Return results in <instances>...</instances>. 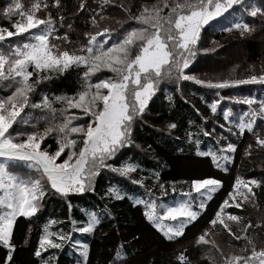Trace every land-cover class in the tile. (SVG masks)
<instances>
[{
  "label": "snow or ice",
  "instance_id": "obj_1",
  "mask_svg": "<svg viewBox=\"0 0 264 264\" xmlns=\"http://www.w3.org/2000/svg\"><path fill=\"white\" fill-rule=\"evenodd\" d=\"M107 2L108 0H104V3ZM51 7L60 9L61 0H52ZM85 7L86 5L81 3L78 10ZM164 9H168L167 14H164ZM230 10L239 11L240 17L225 27L224 31L238 30L241 37L253 35L257 29L244 20L247 15L260 19V31L264 33V0H259L258 3L255 0H171V3L164 0L162 6L157 4L143 7L138 15L129 12L128 19L136 21L139 26L118 34L110 46L105 47L108 40L112 39L114 30L105 27L96 34L84 32L86 43L71 52L58 49L57 45L50 41L56 29V19L49 10L48 3L36 0L25 10L18 0H13L0 11V16L5 19L20 17L11 25L15 31L0 27V42L24 33H29L30 37L28 42L18 44L8 51H0V84L13 89L10 95L0 99V158L6 162H23L38 174V177L25 179L10 171V163H0V245L10 250L8 261L12 260L14 247L11 239L18 217L35 216L49 191L54 195L67 197L70 193L82 194L92 190L93 179L105 168L145 189L148 200L134 196L128 198L135 200L136 204L144 205L146 219L158 230L164 231L168 239L182 236L185 228L198 219L200 213L193 208L197 197H193L192 193L202 197L196 207L203 209L206 200L211 199V194L221 187L220 180L194 179L191 181L190 191L182 193L185 199L176 201L173 205L158 204L151 198L152 190L146 187L145 178H132V174L138 172V164L124 161L117 167L107 161L112 160L120 149L133 144L134 125L143 119L148 103L156 94L160 83L172 79L173 74L177 83L180 80H191L208 89L219 90L248 84L264 85V68L259 74L250 69L247 78L222 79L216 82L185 74V69L189 68V62L198 50L196 45L201 39L202 29L210 27L213 21L223 17ZM41 11L47 13L44 18L36 15ZM101 19L104 17L101 16ZM63 21L64 17L60 16L61 25ZM91 23L97 25L95 16L92 17ZM32 29L37 31L31 32ZM105 35L108 39H97L98 36ZM62 39L69 42L67 35ZM134 47L137 50L133 55ZM73 67L82 69L80 89L74 95L49 97L44 94L39 102H32L31 97L36 92V85L51 80L54 75H63ZM102 69H107L114 75L106 79L97 78V82L93 83L92 77ZM216 94L219 95V92ZM168 99L171 100V96ZM235 102L247 105L249 110L238 117V123L235 120L230 121V117L234 115L232 110H225L223 119L230 123L227 131L231 133L234 125L241 134L245 130L253 133L256 146L264 150V137L254 131L257 118L264 119V99L246 96ZM219 103L220 101L216 100L209 105L212 113L217 112ZM54 104H60L61 107L57 109ZM254 105H258V108L253 107ZM25 109L40 110L43 115L33 117L31 112L25 113ZM71 109H79L90 119L85 123L73 124V121L80 120L81 117L70 113ZM32 119H36L37 124L41 120L44 121L43 129L33 124L32 131L14 130L15 136L10 132L14 124H29ZM220 127L224 128L225 125L221 124ZM176 128L177 124L174 122L167 125L169 134ZM201 132L204 136L211 135L203 129ZM186 136L189 143H195L197 155L211 156L213 163L218 167L221 160L230 162L231 156L228 153L236 151L235 144L227 143L217 151L200 152L199 139H194L192 132H187ZM48 137L55 140V150H51V146L42 147ZM217 144H220L219 139ZM252 148L253 145L249 144L245 154L251 155ZM62 154L66 158L58 162ZM153 176L159 179V173H153ZM262 183L264 182L261 180H245L237 176L233 190L228 193L230 199L223 201L209 223L213 227L220 224L231 233L232 230L222 218V214H226L225 208H242L244 202L254 199L253 186L261 187ZM158 187L161 194H166L164 184H159ZM172 191H176L174 183ZM106 194L115 200H122L126 196L117 185L110 186ZM160 209H163V215L160 214ZM102 212L111 216L107 207ZM227 219L240 222L242 218L228 215ZM163 221H174L175 224L168 225L165 230L161 228ZM57 223L56 220H49L44 225L39 247L34 251L35 257L40 258L42 250L61 249L70 239V234L66 235L62 230H51L52 225ZM72 223L75 225L76 221ZM100 223V213L89 212L86 223L75 230L91 233ZM250 227L251 223L245 225L243 230L247 231ZM208 235L206 230L198 237L197 244H208ZM236 239H240V236L237 235ZM248 244L252 247L250 256L232 255L224 260V264H264V248L257 251L250 239ZM122 249L121 245L114 253L117 264H127L126 254L122 255ZM88 254L89 246L80 245V256L84 262L87 261ZM178 260L180 264H189L183 253L178 256ZM42 264H51V258L42 260Z\"/></svg>",
  "mask_w": 264,
  "mask_h": 264
},
{
  "label": "trees",
  "instance_id": "obj_2",
  "mask_svg": "<svg viewBox=\"0 0 264 264\" xmlns=\"http://www.w3.org/2000/svg\"><path fill=\"white\" fill-rule=\"evenodd\" d=\"M12 2L13 0H0V11ZM18 2L27 10L36 0H18ZM42 2L49 4V10L56 19V29L50 37L51 43L57 45L60 50L71 52L86 43L87 37L83 35L84 32L96 34L105 27L114 30L112 39H109L105 45V47L110 46L118 34L139 26L136 21L128 19L129 12L138 15L143 7L157 4L162 6L164 0H108L107 3H104V0H61V7L58 10L51 7L52 0H42ZM255 2L258 3L259 0ZM81 3L86 7L78 10ZM167 12L168 9H164V14ZM46 14V11H41L36 15L44 18ZM60 16L64 17L62 25L59 22ZM93 16L97 21L95 26L91 23ZM101 16L104 19H101ZM239 17V11L230 10L223 17L213 21L210 27L202 29L201 39L196 45L198 50L191 58L189 68L185 69V74L216 82L222 79L247 78L250 69L256 74L260 73L264 68V33L260 31V19L244 16V20L257 29L251 36L241 37L239 31L235 29L231 32L223 30ZM19 19V16H14L11 20L0 16V27L15 31L11 25ZM30 31L36 32L37 29ZM65 35L69 42L62 39ZM29 39V33L8 38L0 42V51H8L18 44L28 42ZM97 39L104 40L108 37L98 36ZM136 50L134 47L133 55ZM81 75L82 69L73 67L63 75H54L51 80L41 82L36 85V92L31 97L32 102H39L44 94L49 97L74 95L80 89ZM113 75L107 69H102L92 77V82H97V78L106 79ZM11 91L13 89L0 84V99L6 98ZM217 92L219 95L216 94ZM169 96L171 100L168 99ZM246 96L264 99V85L248 84L219 90L208 89L191 80H180L177 83L173 74L172 79L160 83L156 94L148 103L143 119L134 125L133 144L120 149L112 160L107 161L117 167L124 161L138 164V172L133 173L132 178L144 177L146 187L152 190L151 198L158 204L190 191L191 181L194 179L220 180L221 187L207 201L198 219L185 228L182 236L167 239L146 219L144 205L136 204L133 199L128 198L134 196L142 200L149 199L145 189L105 168L93 179L92 190L82 194L70 193L67 197L54 195L49 191L35 216L18 217L11 239L14 247L12 260L7 259L10 250L0 245V264H42V260L47 261L49 258L51 264H78V262L117 264L114 253L121 245L122 255L126 254L127 264H180L178 256L181 253L185 255L189 264H224V260L232 255L250 256L252 247L248 244L249 239L257 251L264 248V183L261 187L253 186L255 197L244 202L242 208L234 206L225 208L226 214H222V218L229 225L231 233L220 224L213 227L209 223L223 201L230 199L228 193L233 190L237 176L245 180L257 179L264 182V150L256 146L255 136L247 130L241 134L234 125L232 132H228L230 123L223 119V112L231 109L234 115L230 117V121L235 120L238 123V117L249 109L247 105L235 101ZM216 100L220 103L214 114L209 105ZM53 106L57 109L61 107L60 104ZM253 107L258 108V105ZM28 112H31L33 117L43 115L40 110L25 109V113ZM70 113L81 117L80 120L73 121V124H81L89 120V117L83 115L79 109H71ZM172 122L177 124V128L169 134L167 125ZM33 124L41 130L44 127V121L41 120L37 124V120L32 119L29 124H14L10 132L15 136L14 130L32 131ZM221 124L225 127L221 128ZM201 129L211 135L204 136ZM254 131L264 137V119L257 118ZM187 132H192L193 138L199 139L200 152L217 151L227 143L235 144L236 151L230 153L231 161L226 164V170L218 168L211 156L197 155V147L195 143H189ZM218 139L220 144H217ZM249 144L253 145V148L251 155H246ZM45 146H51V150H55V140L48 137L42 145ZM65 151L67 152V149ZM64 158L66 156L62 154L58 162H62ZM4 163H10L12 165L10 171L25 179L38 177L35 170L28 168L23 162ZM153 173H159L158 180ZM173 183L175 192L172 191ZM159 184L165 185L166 194H161ZM112 185H117L126 193L124 199L109 198L106 193ZM105 207L110 210L111 216L102 212ZM93 211L100 213L101 223L91 233L76 231L75 228L83 226L87 214ZM228 215H236L242 219L240 222L230 221L227 219ZM49 220L58 222L52 225V231L62 230L64 234H70V239L61 249L42 250L41 257L37 258L34 256V251L39 247L43 227ZM73 221H76L75 225ZM249 223L252 227L244 231L245 225ZM206 230L209 233L206 237L209 243L197 244L198 237ZM237 235L240 239H236ZM83 244L89 246L86 262L80 256V245ZM242 249L245 251L242 252Z\"/></svg>",
  "mask_w": 264,
  "mask_h": 264
},
{
  "label": "rangeland",
  "instance_id": "obj_3",
  "mask_svg": "<svg viewBox=\"0 0 264 264\" xmlns=\"http://www.w3.org/2000/svg\"><path fill=\"white\" fill-rule=\"evenodd\" d=\"M105 92H106V90H104ZM89 119H90V117H89ZM228 155L229 156H231L230 155V153H228ZM4 162H6V161H4V159L3 160H0V163H4ZM230 162H225V161H219V164H220V166L218 167V168H220V169H222V170H225L226 169V164H229ZM219 189V188H218ZM217 189V190H218ZM216 190V191H217ZM215 193V192H214ZM214 193H212L211 194V197H212V195L214 194ZM193 197H197V199L193 202V208H194V210H198L199 211V213L202 211V209H197V205L199 204V200L200 199H202V197H198V194H196V193H194V195H193ZM183 199H185V197L183 196V195H180V196H177L175 199H171V200H168V201H166V202H163V203H160V204H165V205H173L176 201H180V200H183ZM146 200H148V199H146ZM209 199H207L206 200V202H205V204L207 203V201H208ZM135 201V200H134ZM160 211V214L161 215H163V209H160L159 210ZM170 224H175V222L174 221H163L162 222V224H161V228L162 229H165L166 230V227L168 226V225H170ZM165 237H166V235H165V232L164 231H162V230H159ZM167 238V237H166ZM176 238V237H175ZM168 239V238H167ZM174 239V238H173Z\"/></svg>",
  "mask_w": 264,
  "mask_h": 264
}]
</instances>
